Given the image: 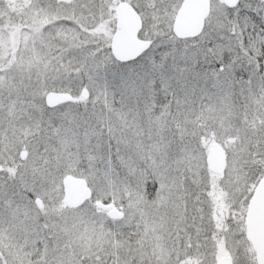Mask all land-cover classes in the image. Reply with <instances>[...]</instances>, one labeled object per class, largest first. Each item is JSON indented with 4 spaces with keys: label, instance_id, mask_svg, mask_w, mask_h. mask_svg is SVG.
<instances>
[{
    "label": "snow or ice",
    "instance_id": "1",
    "mask_svg": "<svg viewBox=\"0 0 264 264\" xmlns=\"http://www.w3.org/2000/svg\"><path fill=\"white\" fill-rule=\"evenodd\" d=\"M0 264H264V0H0Z\"/></svg>",
    "mask_w": 264,
    "mask_h": 264
}]
</instances>
